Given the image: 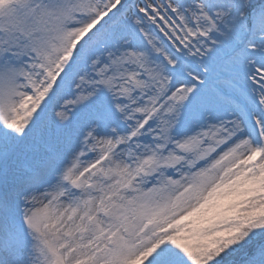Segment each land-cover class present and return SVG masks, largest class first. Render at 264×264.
Wrapping results in <instances>:
<instances>
[{"label": "snow or ice", "instance_id": "1", "mask_svg": "<svg viewBox=\"0 0 264 264\" xmlns=\"http://www.w3.org/2000/svg\"><path fill=\"white\" fill-rule=\"evenodd\" d=\"M0 264H264V0H0Z\"/></svg>", "mask_w": 264, "mask_h": 264}, {"label": "rangeland", "instance_id": "2", "mask_svg": "<svg viewBox=\"0 0 264 264\" xmlns=\"http://www.w3.org/2000/svg\"><path fill=\"white\" fill-rule=\"evenodd\" d=\"M237 260H239V257H237Z\"/></svg>", "mask_w": 264, "mask_h": 264}]
</instances>
